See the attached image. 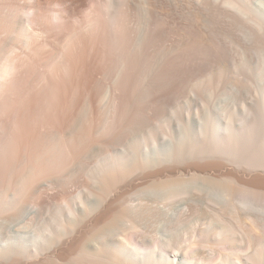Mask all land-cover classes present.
Returning a JSON list of instances; mask_svg holds the SVG:
<instances>
[{
	"label": "bare ground",
	"instance_id": "obj_1",
	"mask_svg": "<svg viewBox=\"0 0 264 264\" xmlns=\"http://www.w3.org/2000/svg\"><path fill=\"white\" fill-rule=\"evenodd\" d=\"M223 24L245 31L264 70V0H0V264H264V80L250 83L242 101L212 105L193 92L200 104L167 147L200 162L145 176L169 187L164 200H186L165 215L171 228L189 226L170 239L163 230L134 237L140 220L119 205L134 185L123 182L130 168L122 162L94 171L92 214L40 183V162L84 140L100 99L115 107L136 83L165 77L170 29L177 42L178 34L204 37ZM238 90L231 86L230 96ZM69 106L62 128L47 125ZM114 187L116 196L101 202ZM200 219L207 225L197 230L191 225ZM103 229L115 238L86 247Z\"/></svg>",
	"mask_w": 264,
	"mask_h": 264
},
{
	"label": "rangeland",
	"instance_id": "obj_2",
	"mask_svg": "<svg viewBox=\"0 0 264 264\" xmlns=\"http://www.w3.org/2000/svg\"><path fill=\"white\" fill-rule=\"evenodd\" d=\"M203 36L205 38L178 34L176 42L177 33L170 29L165 77L143 88L140 83H136L137 86L130 92L117 99L115 107L110 108L108 98L100 99L95 119L89 124L84 140L73 146L71 152L40 162V183L50 185L54 195L65 197L72 204L83 202L89 214H92L97 207L88 193L94 187L93 173L98 166L108 165L107 162L114 159L130 168L123 182L134 183L119 198L121 208L126 214L133 215V219L129 218L134 222L140 220L134 237L138 236L145 241L157 233L162 235L163 230V237L170 239L189 227L184 223L171 228L165 216L173 212V208L183 206L186 200H164L170 191L169 187L162 188L161 178L146 179L145 176L166 165L182 167L200 162V157L189 158L184 149L167 147L168 135L179 140L181 129L186 124L188 109L200 104L193 92L200 94L201 101H209L212 105L233 96L242 101L250 83L264 80L258 46L248 45L244 30L236 25L223 24L212 32L203 33ZM142 68L140 65L136 67L138 71ZM86 85L91 88L93 84L87 81ZM231 86H237L239 90L230 96ZM70 110L69 106L65 114L60 113L47 120V125L62 128L63 118ZM44 140L42 133L38 135V148L41 152L46 148ZM223 164L229 168L235 167L231 161L224 160ZM185 173H177L174 177L185 179L194 171L188 170ZM117 190V187L110 189L101 202L114 198ZM204 220L193 222L191 226L198 230L207 225ZM115 233L103 229L96 236L90 237L85 246L90 248L100 239L104 242L112 240ZM257 234L259 243L264 246V235L258 231ZM181 245L184 246L179 243ZM203 253L199 252L196 256L203 259Z\"/></svg>",
	"mask_w": 264,
	"mask_h": 264
}]
</instances>
